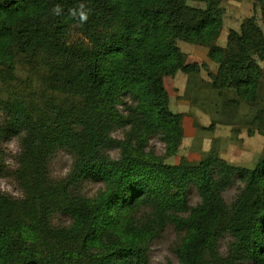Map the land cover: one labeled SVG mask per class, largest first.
Segmentation results:
<instances>
[{"label": "trees", "instance_id": "obj_1", "mask_svg": "<svg viewBox=\"0 0 264 264\" xmlns=\"http://www.w3.org/2000/svg\"><path fill=\"white\" fill-rule=\"evenodd\" d=\"M222 1L0 0V63L12 71L17 54L36 62L50 92L41 105L24 96L4 107L8 125L23 133L16 172L26 195L0 192V264H149L148 245L168 224L180 234L178 262L161 264H264V158L253 169L214 156L171 165L147 150L150 137L160 136L172 155L183 138L166 76L199 77L204 69L212 88L233 89L236 102L256 101L264 32L247 17L218 45ZM254 7L264 21V0ZM179 41L206 47L216 72L188 62ZM126 98L132 105L124 115ZM119 128L122 138L112 135ZM62 148L74 163L54 181L49 159ZM236 177L243 189L228 204L222 193ZM84 178L102 188L82 194ZM190 185L200 197L194 206ZM57 212L70 224L53 225ZM36 226L53 243L46 256ZM224 234L231 241L222 253Z\"/></svg>", "mask_w": 264, "mask_h": 264}, {"label": "rangeland", "instance_id": "obj_2", "mask_svg": "<svg viewBox=\"0 0 264 264\" xmlns=\"http://www.w3.org/2000/svg\"><path fill=\"white\" fill-rule=\"evenodd\" d=\"M191 5L205 6L204 3L189 2ZM255 0H223L220 3L225 9L223 30L219 42H224L229 30H239L243 20L255 16L256 22L264 32V21L254 7ZM221 42V44H223ZM181 50L187 54L188 62L203 63L208 61L207 70L216 72L217 65L206 57L207 48L183 41L178 42ZM35 63H28L25 57L17 54L11 71L0 63V126L4 129L0 136V192L14 198L26 195L25 186L19 180L17 170L20 167L22 150V131L17 132L8 125L9 114L5 110L7 102L15 98H35L40 105L45 103L48 92L39 78L42 69L34 68ZM262 70L257 99L254 103L236 102L233 89H215L212 79L202 69L199 77L190 76L178 71L175 75L166 76L165 86L170 95V109L180 118L183 138L178 151L168 155L160 136H151L147 150H152L163 157L166 164L197 165L207 157H219L233 166L253 169L257 162L264 158V60L259 62ZM132 101L128 98L119 106L126 115L130 112ZM70 106V105H69ZM212 128H208L211 123ZM129 127V125H127ZM123 128L115 130L112 135L123 137ZM109 154L116 158L118 149H110ZM74 155L67 149H57L49 159V173L54 181L63 180L71 171ZM23 182V181H22ZM28 183V182H26ZM80 192L86 196H94L102 188V184L90 178H84L79 185ZM243 189V183L236 177L223 191L222 195L228 204H232ZM188 201L194 206L199 194L193 185L188 187ZM51 222L55 226H67L70 217L57 212ZM38 251L41 256L53 250V243L35 227ZM180 234L172 224L165 226L148 245L149 264L166 262L177 263L176 245ZM231 237L224 234L219 240L218 248L224 253ZM243 264H253L252 261Z\"/></svg>", "mask_w": 264, "mask_h": 264}, {"label": "crops", "instance_id": "obj_3", "mask_svg": "<svg viewBox=\"0 0 264 264\" xmlns=\"http://www.w3.org/2000/svg\"><path fill=\"white\" fill-rule=\"evenodd\" d=\"M222 34V33H221ZM219 38H221V35H220V37ZM219 38H218V40H217V43H218V45H221V46H224L225 44H226V39H227V36L224 38V42H223V39H222V41H220L219 42ZM221 42H223V44H221ZM206 57H207V53H206ZM207 59H208V57H207ZM209 60V59H208ZM207 64H210V63H208V61H205ZM209 62H211L210 60H209ZM212 63V62H211ZM170 96V95H169Z\"/></svg>", "mask_w": 264, "mask_h": 264}]
</instances>
